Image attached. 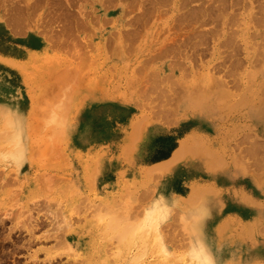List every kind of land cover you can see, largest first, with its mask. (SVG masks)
Segmentation results:
<instances>
[{"label": "rangeland", "instance_id": "374dc122", "mask_svg": "<svg viewBox=\"0 0 264 264\" xmlns=\"http://www.w3.org/2000/svg\"><path fill=\"white\" fill-rule=\"evenodd\" d=\"M7 83L0 264H264V0H0Z\"/></svg>", "mask_w": 264, "mask_h": 264}, {"label": "trees", "instance_id": "16d2710c", "mask_svg": "<svg viewBox=\"0 0 264 264\" xmlns=\"http://www.w3.org/2000/svg\"><path fill=\"white\" fill-rule=\"evenodd\" d=\"M162 140L165 142V144H167V150L166 151H163L162 153L158 154V155H155L151 158V161H155V160H158V159H161V158H165L168 156V152L173 149L176 145V141L175 139L169 135V134H165L162 136Z\"/></svg>", "mask_w": 264, "mask_h": 264}, {"label": "crops", "instance_id": "0c3cea01", "mask_svg": "<svg viewBox=\"0 0 264 264\" xmlns=\"http://www.w3.org/2000/svg\"><path fill=\"white\" fill-rule=\"evenodd\" d=\"M15 87L16 85L15 84H6L5 87H0V95H14L15 93ZM165 159V158H164ZM163 160V159H161Z\"/></svg>", "mask_w": 264, "mask_h": 264}, {"label": "bare ground", "instance_id": "6f19581e", "mask_svg": "<svg viewBox=\"0 0 264 264\" xmlns=\"http://www.w3.org/2000/svg\"><path fill=\"white\" fill-rule=\"evenodd\" d=\"M212 6V4H211ZM214 12V11H213ZM196 13V12H195ZM194 14V13H193ZM179 20V19H178ZM260 43V42H259ZM74 46V45H73ZM76 46V45H75ZM78 46V45H77ZM78 49V48H77ZM235 53V52H234ZM196 61V60H195ZM82 66V65H81ZM240 67V66H239ZM186 70V69H185ZM237 70V69H236ZM152 103V102H151ZM230 109V108H229ZM9 133V132H8ZM240 145V144H239ZM244 156V155H243ZM244 158V157H243ZM208 253V252H207ZM208 256V261H211V256L210 255H207ZM214 260V259H213ZM213 263H216V262H213Z\"/></svg>", "mask_w": 264, "mask_h": 264}]
</instances>
